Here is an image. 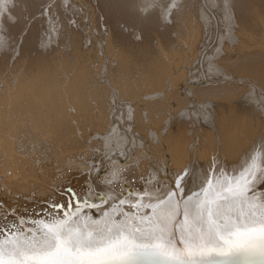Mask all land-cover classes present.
Instances as JSON below:
<instances>
[{
    "label": "bare ground",
    "instance_id": "6f19581e",
    "mask_svg": "<svg viewBox=\"0 0 264 264\" xmlns=\"http://www.w3.org/2000/svg\"><path fill=\"white\" fill-rule=\"evenodd\" d=\"M263 99L264 0H0V242L68 220L145 234L110 264H179L156 244L207 232L195 203L241 177L246 196L213 219L258 225ZM233 239L196 264H264V245Z\"/></svg>",
    "mask_w": 264,
    "mask_h": 264
},
{
    "label": "snow or ice",
    "instance_id": "6c2138e0",
    "mask_svg": "<svg viewBox=\"0 0 264 264\" xmlns=\"http://www.w3.org/2000/svg\"><path fill=\"white\" fill-rule=\"evenodd\" d=\"M247 183V178L241 177V180L228 181L221 185L220 190H216L209 181L208 188L204 189L205 198L198 200L194 205L197 220L206 212L208 231L202 232L199 229L196 233L189 231V239L179 250L170 243H157L155 247L160 251H154L153 255L166 262L179 260V264H196L197 253H203L209 248L230 247L234 243L233 238L243 237L248 240L249 246L264 245V218L255 226L240 223L226 225L223 229L217 228L213 219V216L219 214L225 207V203L222 202H235L246 196ZM189 210L190 206L186 205V217ZM174 215L173 208L161 217L160 223L156 226L159 233L165 231L166 221ZM38 230L41 232L39 244L32 241L22 244L15 238L0 242V264H110L106 258L115 257L133 246L137 240L146 238L143 232L136 229L127 233L120 231L115 239L105 240L103 236L96 237L92 232H81L68 220H56L51 224L42 222ZM147 238L157 241L161 239L155 233L147 234ZM169 249L172 253L170 257ZM181 257L183 259H179Z\"/></svg>",
    "mask_w": 264,
    "mask_h": 264
},
{
    "label": "rangeland",
    "instance_id": "374dc122",
    "mask_svg": "<svg viewBox=\"0 0 264 264\" xmlns=\"http://www.w3.org/2000/svg\"><path fill=\"white\" fill-rule=\"evenodd\" d=\"M17 4H18V3H17ZM19 4H20V3H19ZM19 4H18V5H19ZM20 6H21V8L24 7V8H22V11H26L25 6H24V3H21ZM219 20H220V22H222V19H221V18H219ZM84 21L87 22L88 20L85 18ZM218 22H219V21H218ZM9 35H11V34L7 33V38L9 37ZM215 43H217V42H213L212 40L209 42V44H208V48L211 46V47L209 48V50H213L212 48L215 46V45H214ZM212 45H213V46H212ZM202 49H203V48H202ZM206 74H207V73H206ZM262 101H263V102H262ZM262 101L259 102V103H261V104L263 103V104H264V99H263ZM263 104H262V105H263ZM192 108H193V107H192ZM193 109H194V108H193ZM194 112H195V111H194ZM194 112H193V114H194ZM179 115H184V114H179ZM187 116H188V115H187ZM194 116H195V114H194ZM193 118H194V119H193ZM195 118H196V120H195ZM191 119H192V121H190L189 118H188V122H189V123H190V122H191V123H194L195 121L197 122V121L201 120V119H200V116H198V117H197V116H195V117H191ZM197 119H198V120H197ZM198 123H199V122H198ZM122 156H126V154H123ZM102 157H103V156H102ZM102 157L100 158L99 161L97 160V161H98L97 164H99V162L102 161V159H103ZM97 161H96V162H97ZM156 161H157V159H155V163H156ZM159 163H160V162H158V164H159ZM97 164L94 162V163H93V166H94V165H97Z\"/></svg>",
    "mask_w": 264,
    "mask_h": 264
}]
</instances>
